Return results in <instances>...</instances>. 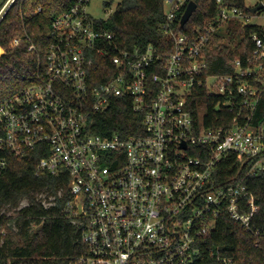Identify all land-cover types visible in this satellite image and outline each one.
Masks as SVG:
<instances>
[{"label":"built area","instance_id":"1","mask_svg":"<svg viewBox=\"0 0 264 264\" xmlns=\"http://www.w3.org/2000/svg\"><path fill=\"white\" fill-rule=\"evenodd\" d=\"M91 2L75 0L54 20L35 79L0 105V175L10 157L33 154L39 157L37 175L68 178L65 208L85 246L68 264H204L205 257L210 264H238L205 245L228 223L264 238L247 185L264 174V123H253L264 93V36L252 35L253 54L234 63L236 76L205 78L206 52L231 23L250 26L264 9L246 14L217 0L216 16L185 34L173 26L193 0H164L162 29L174 40L173 52L164 57L151 47L114 46L103 25L109 15L94 18ZM101 67L105 82L94 86L93 73ZM199 89L221 98L214 110L229 114L240 96L239 108L247 111L243 123L240 110L231 123L216 125V115L215 125L207 126V112L195 115L190 106ZM121 98L142 115V133H95L93 118ZM234 161L238 174L223 176L221 166L226 163L229 172Z\"/></svg>","mask_w":264,"mask_h":264},{"label":"trees","instance_id":"2","mask_svg":"<svg viewBox=\"0 0 264 264\" xmlns=\"http://www.w3.org/2000/svg\"><path fill=\"white\" fill-rule=\"evenodd\" d=\"M74 1L15 0L3 16L0 21V49L4 51L3 56L0 51V105L26 89L35 79L40 59L45 56L51 41L52 23L68 11ZM101 1L105 11L112 12L103 25L113 35L114 46L124 51L135 48L145 51L151 47L164 57L173 52L174 40L166 37L162 29L166 20L164 0ZM193 1L197 4V10L183 29L179 25L184 11L179 14L173 26L177 33L192 34L195 28H202L216 16L217 0ZM6 2L4 0L0 9ZM226 2L250 14L246 0ZM255 34L264 36V29L252 25L242 28L239 22H233L227 30L214 36L206 52L204 77L236 76L234 63L252 56V35ZM15 40H20V43L14 45ZM31 46L36 50H30ZM103 69L101 67L93 73L94 86L105 82ZM219 99L207 97L205 89H199L195 90L190 106L198 115L200 105L205 104L207 126L215 125L213 121L216 115L220 117L216 125L231 123L241 111L243 116L239 121L243 123L247 111L239 108L241 97L236 95L233 114H229L225 108L214 110ZM93 120L95 133H118L124 137L142 133V115L133 113L130 103L124 98L112 100L107 112L95 116ZM253 123H264V93ZM38 161L39 157L33 154L23 159L10 157L7 168L0 175V264H68L84 253L81 229L70 219L65 208L69 200L68 178L37 175L35 167ZM227 167L226 163L221 166L223 176L238 174L239 164L235 161L229 172H225ZM247 185L255 198L258 225L264 228V174L250 177ZM42 195H46V198L40 199ZM53 197L55 200L51 201ZM24 201L26 205H23ZM45 202L51 203V206H45ZM12 211L15 215H9ZM226 225L233 226L235 233L229 235L228 227L221 225L219 232L207 236L206 248L232 256L238 264H264V238L245 233L235 224ZM211 262L205 257L204 264Z\"/></svg>","mask_w":264,"mask_h":264},{"label":"rangeland","instance_id":"3","mask_svg":"<svg viewBox=\"0 0 264 264\" xmlns=\"http://www.w3.org/2000/svg\"><path fill=\"white\" fill-rule=\"evenodd\" d=\"M4 2V0H0V5ZM15 0H7L6 4L2 7V9H0V19L2 18V16L9 10V8H11V6L14 4ZM261 0H247L248 3V7H255L258 5V3H260ZM3 11V12H2ZM89 12L90 14L96 18V19H104L106 20L111 16V11H105L104 6H103V2L101 0H92L91 5L89 7ZM252 26H258V25H264V11L258 13L257 15H254V17L252 18L251 24ZM206 112V107L205 104L202 103L199 107V113L201 115L205 114ZM44 199L46 198V195H42L40 196V199ZM23 204H27L26 201L23 202ZM47 206H49L48 203H46ZM9 215H15L14 211L10 212Z\"/></svg>","mask_w":264,"mask_h":264},{"label":"water","instance_id":"4","mask_svg":"<svg viewBox=\"0 0 264 264\" xmlns=\"http://www.w3.org/2000/svg\"><path fill=\"white\" fill-rule=\"evenodd\" d=\"M264 9V4L263 3H259L257 6H255L254 8L250 9V12L252 14H256L260 11H262ZM197 10V4L196 2H190L186 8V11L184 12V14L182 15L181 21H180V28L183 29L185 27V25L190 21L191 17L193 16V14L196 12ZM184 148H186V146H183Z\"/></svg>","mask_w":264,"mask_h":264},{"label":"crops","instance_id":"5","mask_svg":"<svg viewBox=\"0 0 264 264\" xmlns=\"http://www.w3.org/2000/svg\"><path fill=\"white\" fill-rule=\"evenodd\" d=\"M0 51L2 52V53H1V56H3V55H4V51H3V50H1V49H0ZM1 56H0V57H1Z\"/></svg>","mask_w":264,"mask_h":264}]
</instances>
